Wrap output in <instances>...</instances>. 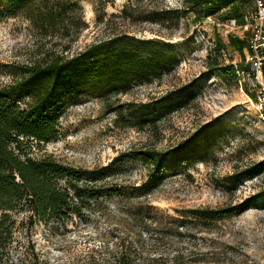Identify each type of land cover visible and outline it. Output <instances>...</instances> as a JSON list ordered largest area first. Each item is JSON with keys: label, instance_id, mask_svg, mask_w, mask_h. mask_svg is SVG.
<instances>
[{"label": "rangeland", "instance_id": "374dc122", "mask_svg": "<svg viewBox=\"0 0 264 264\" xmlns=\"http://www.w3.org/2000/svg\"><path fill=\"white\" fill-rule=\"evenodd\" d=\"M251 1L198 16L182 0H60L55 25L42 27L31 8L0 21V89L34 63L71 57L121 34L170 42L177 57L163 75L126 92L68 101L57 136L31 155L106 166L98 181L105 186L65 224H22L25 216H16L6 264H264V203L223 217L208 211L237 206L264 189V171L236 179L264 161V117L249 101L248 85L241 90L210 68L246 65L229 36L248 40L240 24ZM208 124L209 150L165 173L153 189H139L150 162L135 151L171 148Z\"/></svg>", "mask_w": 264, "mask_h": 264}, {"label": "trees", "instance_id": "16d2710c", "mask_svg": "<svg viewBox=\"0 0 264 264\" xmlns=\"http://www.w3.org/2000/svg\"><path fill=\"white\" fill-rule=\"evenodd\" d=\"M233 1L182 0V5L198 16H211ZM62 5L60 0H0V21L31 8V19L35 18L34 21L46 28L59 21L64 10ZM229 42L239 51L247 46V40L232 35ZM176 62L170 42L121 34L92 43L71 57L34 63L24 70L23 76L0 89V264H6L16 216H25L22 224H65L105 186L98 181L104 178L106 166L89 169L52 156L34 158L31 155L34 147L57 136L59 119L68 101L79 95L108 96L126 92L134 83L160 77ZM210 68L213 74L238 79L232 65L215 62ZM185 91L184 86L177 93L182 95ZM143 113L139 115L142 117ZM210 127L209 124L200 127L165 150L135 151V156L150 162L147 180L139 189L149 191L168 171L199 159L213 144ZM262 171L264 161H259L241 170L236 179ZM105 191L112 193L113 190ZM260 203H264V189L237 206L208 211L223 217Z\"/></svg>", "mask_w": 264, "mask_h": 264}, {"label": "built area", "instance_id": "2783aa9c", "mask_svg": "<svg viewBox=\"0 0 264 264\" xmlns=\"http://www.w3.org/2000/svg\"><path fill=\"white\" fill-rule=\"evenodd\" d=\"M253 1L254 9L241 26L249 34L245 48L247 67L236 68V75L241 90L244 84L248 85L253 93L249 101L257 113L264 117V0Z\"/></svg>", "mask_w": 264, "mask_h": 264}, {"label": "crops", "instance_id": "0c3cea01", "mask_svg": "<svg viewBox=\"0 0 264 264\" xmlns=\"http://www.w3.org/2000/svg\"><path fill=\"white\" fill-rule=\"evenodd\" d=\"M252 2V5H253V7H252V10L254 9V1L252 0L251 1ZM252 10L248 13V16L250 15V13L252 12ZM248 16L245 18V20L243 21V23L242 24H240V27L246 22V20H247V18H248ZM235 21V20H234ZM244 55H245V49H244Z\"/></svg>", "mask_w": 264, "mask_h": 264}]
</instances>
